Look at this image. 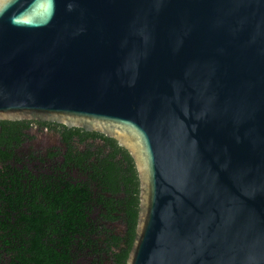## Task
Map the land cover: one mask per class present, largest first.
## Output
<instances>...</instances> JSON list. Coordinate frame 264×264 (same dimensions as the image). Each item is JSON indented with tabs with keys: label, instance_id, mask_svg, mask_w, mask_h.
I'll return each instance as SVG.
<instances>
[{
	"label": "water",
	"instance_id": "1",
	"mask_svg": "<svg viewBox=\"0 0 264 264\" xmlns=\"http://www.w3.org/2000/svg\"><path fill=\"white\" fill-rule=\"evenodd\" d=\"M0 119L126 149L125 264H264V0H0Z\"/></svg>",
	"mask_w": 264,
	"mask_h": 264
},
{
	"label": "trees",
	"instance_id": "2",
	"mask_svg": "<svg viewBox=\"0 0 264 264\" xmlns=\"http://www.w3.org/2000/svg\"><path fill=\"white\" fill-rule=\"evenodd\" d=\"M101 138V145L79 149L71 145L70 134L63 135L72 162L64 188L52 184L50 226H35V240L20 241L23 249L17 241H2L3 264H125L134 237L138 180L126 149L111 137ZM125 216L127 228L118 232L110 222H125ZM12 230L4 231L11 236Z\"/></svg>",
	"mask_w": 264,
	"mask_h": 264
},
{
	"label": "flooded vegetation",
	"instance_id": "3",
	"mask_svg": "<svg viewBox=\"0 0 264 264\" xmlns=\"http://www.w3.org/2000/svg\"><path fill=\"white\" fill-rule=\"evenodd\" d=\"M69 134L71 145L79 149L103 143L104 134L95 130L46 120L0 119V264L2 241H17L18 249H23L20 241L35 240V226H50L52 184L64 188L72 162L62 141ZM128 218L111 221V226L118 232L125 230ZM10 229L11 236L4 231Z\"/></svg>",
	"mask_w": 264,
	"mask_h": 264
}]
</instances>
